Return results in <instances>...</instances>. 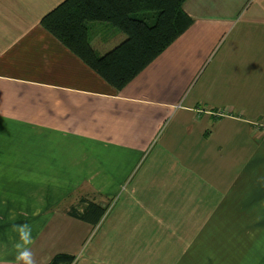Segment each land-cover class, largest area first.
I'll return each instance as SVG.
<instances>
[{
    "label": "crops",
    "instance_id": "1",
    "mask_svg": "<svg viewBox=\"0 0 264 264\" xmlns=\"http://www.w3.org/2000/svg\"><path fill=\"white\" fill-rule=\"evenodd\" d=\"M62 1L0 0V264H264V0H186L122 89L41 24Z\"/></svg>",
    "mask_w": 264,
    "mask_h": 264
},
{
    "label": "trees",
    "instance_id": "2",
    "mask_svg": "<svg viewBox=\"0 0 264 264\" xmlns=\"http://www.w3.org/2000/svg\"><path fill=\"white\" fill-rule=\"evenodd\" d=\"M186 0H64L41 24L117 89L124 88L191 25ZM94 23H105L125 38L104 54L91 43ZM106 208L89 202L69 213L98 223ZM75 256L57 254L49 264H72Z\"/></svg>",
    "mask_w": 264,
    "mask_h": 264
}]
</instances>
